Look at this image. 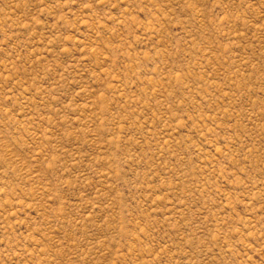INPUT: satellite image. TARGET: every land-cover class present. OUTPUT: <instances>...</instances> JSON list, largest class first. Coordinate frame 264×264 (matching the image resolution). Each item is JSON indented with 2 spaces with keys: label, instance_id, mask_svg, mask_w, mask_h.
Segmentation results:
<instances>
[{
  "label": "rangeland",
  "instance_id": "374dc122",
  "mask_svg": "<svg viewBox=\"0 0 264 264\" xmlns=\"http://www.w3.org/2000/svg\"><path fill=\"white\" fill-rule=\"evenodd\" d=\"M0 264H264V0H0Z\"/></svg>",
  "mask_w": 264,
  "mask_h": 264
}]
</instances>
